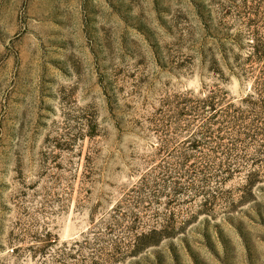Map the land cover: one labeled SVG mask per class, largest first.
<instances>
[{
	"label": "rangeland",
	"instance_id": "374dc122",
	"mask_svg": "<svg viewBox=\"0 0 264 264\" xmlns=\"http://www.w3.org/2000/svg\"><path fill=\"white\" fill-rule=\"evenodd\" d=\"M0 264H264V0H0Z\"/></svg>",
	"mask_w": 264,
	"mask_h": 264
},
{
	"label": "trees",
	"instance_id": "16d2710c",
	"mask_svg": "<svg viewBox=\"0 0 264 264\" xmlns=\"http://www.w3.org/2000/svg\"><path fill=\"white\" fill-rule=\"evenodd\" d=\"M234 142H238V140H237V139H235V140H234ZM234 145H235V144H234Z\"/></svg>",
	"mask_w": 264,
	"mask_h": 264
}]
</instances>
